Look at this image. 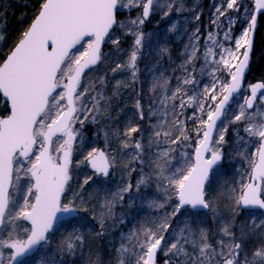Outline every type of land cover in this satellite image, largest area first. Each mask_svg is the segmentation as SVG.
<instances>
[{
	"label": "snow or ice",
	"instance_id": "1",
	"mask_svg": "<svg viewBox=\"0 0 264 264\" xmlns=\"http://www.w3.org/2000/svg\"><path fill=\"white\" fill-rule=\"evenodd\" d=\"M236 3L237 0H226V7L232 9ZM118 4L123 7L136 6L134 0H125L123 4L121 0H44L38 17L29 30L23 33L24 38L0 65V92L11 102L10 115L0 118V233H3L0 235V264H26V257L36 252L38 247L48 246L50 249L49 233L54 230V226L61 219L74 217L80 211L78 207L72 206L71 201L62 205V195L68 190L74 198L83 201L85 197L81 193L84 185H89V190L93 187L89 184L93 179L91 175L84 178L79 186L80 192L71 189L68 183L72 178L70 167L73 143L80 135L78 131H73V123L78 122L83 126L84 121L89 119L92 108L99 111V100L96 97L85 99L90 90L88 87H80L81 76L86 69L90 70L100 61V45L104 37L108 35L109 29L117 23ZM152 4L153 0H146L144 3L142 9L144 18L149 16ZM256 5L258 9H264V0H256ZM217 11L220 9L218 8ZM164 15L168 13L165 12ZM130 23L143 24L144 19L133 20ZM255 23L256 19L253 16L248 31H245L241 39L235 42L237 48L251 46L248 36ZM119 27L124 25L120 24ZM85 37H94V39L85 41ZM142 39L141 33L137 36L135 44L140 45ZM209 40H212L211 34H209ZM82 41L87 44V47L84 48L82 45L81 48H76ZM110 42L118 43L119 41L110 38ZM195 51L194 47L192 58L195 57ZM215 55L211 48L204 53L205 64H213V71L208 74L214 76L216 66L220 65L228 72L231 82L225 80L221 85L220 91L227 94L223 95L218 103L216 101L219 93L215 84L211 89L208 86L204 87V92L210 96L209 109L215 103V110L205 113L206 119L197 117L195 111L190 117L194 120L199 119L196 129L198 146L195 149L194 161L187 154H183L182 162L172 166L171 160L174 157L170 153L175 152V148H165L156 155V160L163 161L164 164V167H161L160 163H156L157 187L164 193L170 189L173 190L178 203L170 214H166L160 220L155 230L141 226L139 234L135 231L129 234L127 239L130 247L122 243L118 250L119 264H125L126 256L135 257V264H156L158 251L166 257L171 254L165 264H172L173 260H179V264H264V245L255 248L249 258L241 244L235 242L234 234L229 230L230 225L227 223L221 232L230 239L227 242L221 239L217 242L218 247H213L208 242L207 232L204 229H199L197 233L187 225L178 227L175 230L176 235L169 234V240H165L164 236L171 227V219L181 214L185 206H190L193 210L209 209L215 213V206L210 199L205 198V185L209 184L211 189L210 173L223 157L219 149L213 150L210 145L213 143L219 145L224 141V132L227 129L223 127L221 116L225 115V106L233 95L240 93L248 54L244 53V59L238 66L232 61L239 57L227 49L220 52L218 60L209 59L210 56L215 57ZM135 61L136 55L133 53L130 68H135ZM120 67L118 64L112 71L115 72ZM69 73L72 74L69 75ZM133 75H135L134 72ZM63 79H67L68 83L61 85ZM182 83L195 86L197 82L194 77L189 76ZM166 84L167 81H165ZM58 88L63 90L57 91ZM78 88H80L79 91ZM250 89V96L239 97L243 102L238 103L237 109L232 113V122L242 119L256 121L247 124L244 128L249 137L257 138L253 141L255 151L251 154L255 159L249 160L250 182L242 184L239 194L232 195L231 199L235 201L237 208L242 206L245 209L264 210V112L260 111V105H264V92H260L256 110L247 113L248 109H253L257 92L264 89V83L251 85ZM180 92L181 87L178 86L172 95L166 96L165 99L175 100L177 93ZM76 101L80 102V107L76 106ZM193 101L196 102L198 110L203 113L204 103L195 95L189 96L187 101L181 97L179 107L183 109L186 104L191 106ZM164 102L161 101V103ZM90 103L91 108H89ZM137 106L139 107V102ZM141 118H143L142 113ZM92 120L94 121L95 117H92ZM217 121H221L220 128H217ZM155 127L159 128L160 125ZM177 127L180 128L181 135L171 140V143L180 144L183 147L185 145L182 141L189 140V137L183 134L182 123ZM138 131L137 127H132L125 136L128 137L131 133ZM214 131L217 136L215 142L212 140ZM154 135L158 138L156 146L159 147L162 143L159 140L162 133L157 130ZM163 135L167 137L169 133L164 132ZM134 147L141 149L139 142ZM139 155L140 153H137L134 159L144 164V160H140ZM114 161V156L110 158L105 151L92 148L83 155V160L77 162V167L87 163L94 170V175L107 177L109 169L115 167ZM168 168H170V175H165V170ZM128 171H135V168ZM21 174L27 178L24 185L20 184ZM141 184H146L143 174L135 186L137 190ZM10 189L18 194V199L10 200ZM132 189L131 183L121 187L118 192L112 194V199L106 200L101 207L106 208L110 214L114 201L117 198L123 200V194L131 192ZM231 191L235 193L237 190ZM170 199L171 197H165V200ZM156 206L163 208L164 204ZM250 219L255 227L264 224V220L257 224L254 218L250 217ZM20 220L30 222V228L16 223ZM196 222L193 221V223ZM100 223L103 227L102 218ZM18 229L26 238H13L14 234L19 235ZM5 235L7 239L4 238ZM75 240L81 245L84 243L82 235L76 236ZM186 245L191 246V254ZM75 247L71 240H67L63 245L64 250L70 255L74 254ZM242 252L244 255L241 258ZM52 254L49 250L45 255L39 256L40 264H45V261L46 264H53L52 260L48 259ZM56 264H66V262L58 259Z\"/></svg>",
	"mask_w": 264,
	"mask_h": 264
},
{
	"label": "rangeland",
	"instance_id": "2",
	"mask_svg": "<svg viewBox=\"0 0 264 264\" xmlns=\"http://www.w3.org/2000/svg\"><path fill=\"white\" fill-rule=\"evenodd\" d=\"M241 1L237 0L234 8L228 9L226 0H154L151 18L149 21L144 20L143 24H131L130 21L142 18L141 12L146 0H134L136 6L131 7L119 4L117 24L106 39L100 63L90 70L80 83V87H88L90 90L85 96L86 100L89 97H96L99 100V111L92 108L89 119L84 121L83 126L78 122L73 123V131H78L80 135L73 143L70 167L72 178L68 183L71 189L80 192L79 186L84 178L91 175L93 179L89 184L93 187L89 190V185H84L81 193L85 197L83 201L74 198L71 191H65L61 204H68L71 201L72 206L80 209L79 217L60 223L50 235V249L48 246L39 247L32 257L26 259V264H40L38 257L45 255L49 250L53 254L48 259L52 260L53 264H56L58 259H63L66 264H119L118 250L122 243L130 247L127 237L131 232L139 234L141 226L155 230L160 220L172 212L178 199L173 190L164 193L157 187L156 163H160L161 167H164V164L163 161L156 160V155L165 148H175L176 151L170 153L174 157L171 160L172 166L182 162L183 154H187L194 161L193 152L197 147L196 129L199 119L194 120L190 117L195 111L197 117L206 119L205 113L215 109V103L209 109L210 96L204 92L205 86L211 89L215 84L219 93L216 101L218 103L224 95V92L220 91L221 85L225 80L230 81L228 72L220 65L216 66L214 76L208 74L213 71V64H205L204 53L211 48L216 55L210 56L209 59L218 60L220 52L227 49L239 57L232 61L236 65L242 58L245 47L237 48L235 42L241 39L243 33L250 27L254 0L251 7L243 6ZM124 2L125 0H121L122 4ZM218 8L220 11H217ZM165 12L168 15L165 16ZM120 24L124 27H119ZM141 33L143 34L141 44L136 45L135 40ZM209 34L212 40H209ZM110 38L119 42L111 43ZM89 40L92 38L86 41ZM82 45L84 48L87 47L83 42L78 48ZM194 47L195 57L192 58ZM133 53L136 55L134 69L129 67ZM118 64L121 67L113 72L112 69ZM189 76L195 78L197 82L195 86L182 83ZM66 80L63 79L61 85L65 84ZM252 81L247 82L225 111L221 120L223 127L227 129L224 132V141L219 145L213 143L211 146L213 150L219 149L223 157L210 174L211 189L209 184L205 186V198L210 199L215 206V213L209 209L181 210V214L171 219V227L164 233L165 240H169V234L176 235L175 230L178 227L187 225L197 233L199 229H204L208 242L213 247H218V241L223 239L227 242L230 239L221 232L227 223L230 225L229 230L234 234L235 242L241 244L249 258L255 248L264 245V224L255 227L250 219L252 217L260 224V221L264 220V212L237 208L235 201L231 199L232 195L239 194L242 184L250 181L249 160L255 159L251 154L255 151L253 141L257 138L249 137L244 128L256 121L242 119L232 122V113L237 109L238 103L243 102L239 97L248 96V86ZM178 86L181 87V92L177 93L176 99L167 101L165 97L171 96ZM193 95L204 103L203 113L198 110L195 101L191 106L186 104L183 109L179 107L181 97L187 101L188 97ZM258 103L259 99L254 108L247 110V113L254 112ZM76 106L80 107L79 101H76ZM260 111L264 112V105H260ZM7 114L6 104L0 102V118ZM92 117H95L94 121ZM181 123L184 125L183 134L189 137V140L182 141L185 145L183 147L171 143V140L181 135V130L177 127ZM157 125L160 127L156 128ZM132 127H137L139 131L126 137L125 133ZM220 127L221 122L217 128ZM157 130L162 133L159 137L162 142L159 147L156 146L158 138L154 135ZM164 132H168L169 135L165 137ZM216 139L215 133L213 142ZM165 140L167 143H163ZM137 142L140 143L141 149H135ZM125 144L128 146L125 147ZM92 148L98 150L102 148L107 156L115 157V167L110 177L94 175L87 163L77 167V162L83 160V155ZM137 153H140L139 159L144 160V164L134 159ZM133 167L135 171H128ZM141 174L145 177L146 184H141L137 190L135 186ZM165 175H170V168L165 170ZM26 181L27 178L22 175L20 184L24 185ZM128 183L133 185L132 191L124 193L123 200L117 198L109 214L101 205L106 200H111L112 194ZM232 189L237 191L232 193ZM165 197L171 199L165 200ZM13 199H18V194L10 189V200ZM161 203L164 204L163 208L156 206ZM101 218L103 227L100 223ZM194 220L197 222L193 223ZM16 223L30 228L24 220ZM18 232L19 235L14 234L13 238H26L19 229ZM78 235L84 237L83 245L75 240ZM4 238L7 239V236ZM67 240L76 245L74 254L70 255L64 250L63 245ZM185 247L191 254V246ZM244 252L241 253V258ZM170 255L166 257L160 251L157 264H165ZM125 264H135V257L126 256ZM172 264H179V260H173Z\"/></svg>",
	"mask_w": 264,
	"mask_h": 264
},
{
	"label": "trees",
	"instance_id": "3",
	"mask_svg": "<svg viewBox=\"0 0 264 264\" xmlns=\"http://www.w3.org/2000/svg\"><path fill=\"white\" fill-rule=\"evenodd\" d=\"M43 2L44 0H0V65L23 37ZM241 2L243 6L251 7L253 0ZM250 73L251 81L264 82V14L259 19ZM104 250L106 251L105 248Z\"/></svg>",
	"mask_w": 264,
	"mask_h": 264
},
{
	"label": "water",
	"instance_id": "4",
	"mask_svg": "<svg viewBox=\"0 0 264 264\" xmlns=\"http://www.w3.org/2000/svg\"><path fill=\"white\" fill-rule=\"evenodd\" d=\"M153 2H154V0H153ZM145 3H146V2H145ZM118 6H119V4H118ZM41 7H42V6H41ZM254 7H255V11H254L253 16H254L255 19H256V23H255V26L252 28V31L249 33V36H248V39H249L250 42H251V46H250V47L245 46V49H244V53L247 52V54H248V61L246 62L247 66H246V68H245V70H244V75H243V77H242V81H241V90H240V92H241V91L243 90V88L245 87V85H246V83H247L248 76H249L250 71H251L252 54H253V50H254V47H255V39H256V34H257V31H258V27H259V19H260L261 15L264 13V9H258V8H257L256 0H254ZM152 8H153V4H152V6H151L150 14H149L148 17L144 18V17L142 16L143 19H144L145 21H149V20H150V18H151V14H152ZM142 9H143V8H142ZM40 11H41V8H40L39 12L37 13V15L35 16V18L33 19V21L31 22V24H32V23L35 21V19L38 17ZM117 15H118V10H117V12H116V21H117ZM251 23H252V20H251ZM31 24L29 25V27H28V29H27L26 31L29 30ZM116 24H117V23H116ZM116 24H114L113 27H112L111 29H109L108 35H109V34L111 33V31L115 28ZM250 26H251V24H250ZM108 35L104 37V40L102 41V43H101V45H100V58H101V53H102V50H103V47H104V44H105V42H106V39H107ZM23 38H24V37H22V38L18 41V43L12 48V50L7 54V56H6V58L4 59L3 63L5 62V60L7 59V57H8V56L14 51L15 47L19 44V42H20ZM90 38L94 39V37H85V41L88 40V39H90ZM83 42H84V41H82L81 44H82ZM81 44H78V45L76 46V48H78ZM74 50H75V49H74ZM74 50H73V51H74ZM243 59H244V54H243L242 58L239 60V62L237 63V66L239 65L240 62L243 61ZM99 62H100V61H99ZM99 62H98L95 66H92L91 69H93L94 67H96V66L99 64ZM3 63H2V64H3ZM2 64H1V65H2ZM91 69H90V70H91ZM90 70H87V69H86V70H85V73L82 74L81 79H82V78L85 76V74L88 73ZM230 82H231V81H230ZM66 83H68V80L66 81ZM257 83H263V82H262V81H254L253 83H251V84L249 85V96L251 95V89H250V86H251V85H255V84H257ZM57 90H58V89H57ZM77 90H78V89H77ZM260 92H264V89H261V90H259V91L257 92V100L259 99ZM226 94H227V93H224V95H226ZM238 94H239V93H238ZM238 94H234V95H233V98L229 100L228 104L225 106L224 112L226 111V109L228 108V106L231 104L232 100H233ZM1 100L4 101V102L6 103V106H7V108H8V114H7L6 116L2 117V118H6L8 115H10L11 102H10V99H8V98H6V97L3 96V93H2V92H0V102H1ZM74 100H75V97H74ZM257 100H256V102H257ZM256 102H254L253 108H254ZM214 110H215V109H214ZM248 110H251V109H248ZM223 117H224V115L221 116V120L223 119ZM220 122H221V121H217V127L219 126ZM214 135H215V131L212 133V140H213V138H214ZM55 139H56V138L54 137V138H53V141H54ZM210 147H211V145H210ZM99 150L104 151L103 149H99ZM105 154H106V153H105ZM206 158H207V154H206ZM194 159H195V152H194ZM220 162H221V161H220ZM220 162L214 167V169L220 164ZM88 167H89V169H90L92 172H94V170L91 168L90 165H88ZM214 169H213V170H214ZM112 171H113L112 168L109 169V175H108L107 177H103V176H102V177H103V178H108V177H110L111 174H112ZM210 174H211V173H210ZM249 182H250V181H249ZM205 186H206V185H205ZM9 193H10V190H9ZM62 196H63V195H62ZM61 198H62V197H61ZM187 207L190 208V206H185V208H187ZM185 208H184V209H185ZM241 208L244 209V210H250V211H256V210H259V211L264 212V210H261V209H258V208L245 209V208H243L242 206H241ZM190 209H191V208H190ZM182 210H183V209H182ZM191 210H193V209H191ZM206 210H208V209L198 208V209H195V210H193V211H206ZM78 216H79V212H78L74 217H71V218L65 217V218L61 219V220L59 221V223H61L62 221H66V220L72 219V218H76V217H78ZM25 222H27V223L30 225V222H28V221H25ZM59 223H57V224L54 226V230H53L52 232H50L49 234L54 233L55 228H56V226H57ZM38 248H39V247H38ZM38 248H37V250H38ZM34 254H35V252L32 253L30 256H32V255H34ZM30 256H28V257H30ZM26 258H27V257H26ZM158 258H159V251H158L157 254H156V264H157Z\"/></svg>",
	"mask_w": 264,
	"mask_h": 264
}]
</instances>
